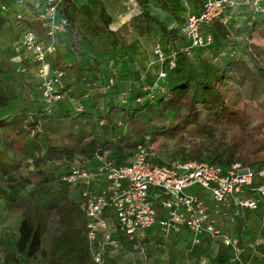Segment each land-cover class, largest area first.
I'll return each instance as SVG.
<instances>
[{"label":"trees","instance_id":"trees-1","mask_svg":"<svg viewBox=\"0 0 264 264\" xmlns=\"http://www.w3.org/2000/svg\"><path fill=\"white\" fill-rule=\"evenodd\" d=\"M137 1L143 10L139 23L143 22L148 30L152 22L157 24L164 39H158L157 34L155 41L161 40L168 50H177L176 66H165V78L159 79L160 65L151 64L152 53L147 68L139 71L138 82L131 84L130 92L122 91L117 79L121 70L116 68L115 76L108 79L103 60L89 54L87 42L75 39L81 30L76 29L75 17L68 16V5H73L74 0H64L61 9L72 24L60 39L63 42L70 38L64 51L58 45L50 61L63 72L66 95L49 109L41 98L39 84H30L22 77L26 106L0 118V196L6 185L32 186L26 194L7 200L9 211L19 221L17 238L6 250L2 264H95L88 248L82 200H76L73 193L78 191L80 195L81 190L65 182L62 176L83 159L91 161L90 167H96L98 151H108L115 165H125L132 161L140 144L151 146L162 137H204L209 145L195 140L188 148L180 146L176 151L179 158L174 162H164L157 156H153L152 162L171 166L177 161L198 160L225 168L236 163L250 167L264 164V141L253 137L255 128L264 130V121L255 128L250 126L252 116L242 108L252 102L264 113V45L250 40L254 33L264 39V12L253 14L250 7H245L232 14L228 25L216 20L207 28L215 44L196 48L189 55L180 48L185 40L179 30L169 29L151 14L150 0ZM193 1L191 12L200 11L203 0ZM155 3L168 9L166 0ZM99 9L95 18L99 17L101 22L87 27L95 39L114 32L110 29L112 17L101 2ZM26 25L24 33L33 30L47 41L42 20L34 18ZM226 37L230 38L227 46L217 47L216 43L221 45ZM3 72L0 64V107L18 97L10 84L3 82ZM147 86L155 87L145 89ZM89 90L91 94L86 96ZM34 91L39 96L34 97ZM123 94L127 96L125 103L121 102ZM74 101L81 104V109ZM27 106L32 108L26 110ZM32 148L46 160H62V171L21 174L23 157ZM153 228L156 235L167 237L159 228L152 227L144 248ZM207 238L219 242L220 253L229 251L216 238L206 237L200 244ZM126 248L132 250L128 245Z\"/></svg>","mask_w":264,"mask_h":264},{"label":"built area","instance_id":"built-area-1","mask_svg":"<svg viewBox=\"0 0 264 264\" xmlns=\"http://www.w3.org/2000/svg\"><path fill=\"white\" fill-rule=\"evenodd\" d=\"M63 2L38 0L35 4V18L42 20L47 41L35 31L26 30L16 44L23 56L35 64L41 98L49 109L66 95L63 72L50 61L58 50L60 36L72 24L62 12ZM245 7H250L253 14L264 12V0H203L201 10L191 12L181 28L185 40L181 50L191 55L196 48L212 45L214 36L208 26L216 20L228 25L232 14ZM1 9L7 10V6L2 5ZM16 17L21 19L22 15ZM152 53L151 64L160 65L159 79H163L167 76L165 66H176L177 50H167L161 40H156ZM113 82L111 78L109 83ZM90 94L89 90L86 96ZM121 102H127L126 95H122ZM77 106L81 109L79 102ZM153 156L151 146L140 144L129 164L115 165L108 151H98L96 167H90L91 161L83 159L63 174L65 182L81 190L88 248L95 264H110L112 260L116 264L126 245L143 251L152 227L159 228L165 236L187 229L195 243L206 237L217 238L233 255H238L242 250L240 239L223 230L221 218L228 213L230 199L250 210H258L264 204V164L250 167L236 163L225 168L188 160L168 166L154 164ZM195 185L208 190L211 199ZM245 192L250 196L242 197Z\"/></svg>","mask_w":264,"mask_h":264},{"label":"crops","instance_id":"crops-1","mask_svg":"<svg viewBox=\"0 0 264 264\" xmlns=\"http://www.w3.org/2000/svg\"><path fill=\"white\" fill-rule=\"evenodd\" d=\"M37 1L38 0H25L23 3H20L18 0H0V64L4 69L2 75L4 77L3 82L5 84L9 83L10 89L17 93L18 91H22V77H25V80L30 84H38L35 75V64L25 58L16 47V44L23 38L24 29L28 27L26 25L27 21L34 19L36 16L35 13L37 8L35 4ZM100 2L104 6L106 12L112 17L110 29L114 31H128L126 28L128 26V28H130V23L132 24L133 21H139L142 19L143 10L137 0H100ZM100 2L97 3L99 6ZM131 2L133 4H131ZM2 5H6L7 10H2ZM70 8L68 7V12ZM157 8L158 7H155L154 9ZM161 10L162 11L158 13L151 9L150 12L163 21L169 29H178L181 33V28L191 12H185L184 15H179V17H182L180 19L181 22L170 23L169 17L172 16L167 13L165 15V11L163 9ZM74 12H76L75 9L71 13ZM88 12V8H84L83 12L79 10L77 19H80L85 15L93 16L94 12L90 13V15ZM125 13L126 15H124ZM17 14H21L23 17L19 20L16 17ZM76 25H79V23L76 22ZM138 27H140L141 30L144 28V23H139ZM157 29H159V26H157ZM158 34L160 36L159 38H163L162 31H159ZM140 45H142L141 41L139 43V41L135 40L131 43V49L133 51L135 49L136 51H139L138 53H141L139 48ZM151 58L152 57H150V60ZM119 69L121 70V68ZM126 83L127 82L122 80L119 82V86L122 91L130 92L129 86H127ZM124 87H128V89L125 90ZM5 88L8 89L6 86ZM35 93L39 96V92L37 93V91H35ZM77 102L78 101H75L76 104ZM245 196H250V194L245 192L242 197ZM259 210H264V204H261ZM253 211L256 210L242 207L237 201L230 199L228 213L221 218V227L223 230L240 239L242 250L238 255H233L230 249L227 253H220L219 242L215 239L207 238L201 244L195 243L193 234L187 229L171 236L161 237L155 234L153 228V232L149 235L146 247L143 251L128 250V248H126L125 252L117 257L116 263L264 264V236L251 241L249 240V235H245L246 229L248 230L251 225H258L257 222L254 223L253 221V215L255 214ZM244 244L246 245L244 246Z\"/></svg>","mask_w":264,"mask_h":264},{"label":"rangeland","instance_id":"rangeland-1","mask_svg":"<svg viewBox=\"0 0 264 264\" xmlns=\"http://www.w3.org/2000/svg\"><path fill=\"white\" fill-rule=\"evenodd\" d=\"M155 2L156 0H150L148 4L149 9L150 10L153 9L158 13L162 11L161 9H163L165 11V15L167 13L172 16L169 17L171 20V21L169 20L170 23L181 22L180 19L182 17H179V15H184L185 12L190 13L194 9L193 0H166L168 9L162 7L161 5H157ZM131 4L133 3L131 2ZM68 7L69 8L71 7L68 12V16L69 17L75 16V22L79 23V25H76V29L79 28V30H81L79 34H75L76 36L75 39L84 40L85 43L87 42L89 54L95 57H99L103 60L102 62L103 69L108 79L111 76H115L114 70L116 68H121V74L117 76V79H119V81L123 80L127 82L126 84L127 86H129L130 89L131 84L138 82L139 71H141L140 69L147 68V66L145 65H147L150 61V57L152 56L151 54H152L153 43L157 37L158 32L160 31V28L157 29L158 25L152 22L151 29L146 30L147 26H144V28H142L141 31L140 27H138L139 21L135 20L132 22V24L130 23V28H128L129 26L126 28L128 29V31L123 32V30H121L119 32L118 30L117 31L118 33L116 34L115 31L111 29L114 32H106L101 37L95 39L91 36L87 27L90 24L101 22L99 17L95 18L94 15L95 9H96V13H99L100 6L93 0H74L73 5H68ZM155 7L158 8L154 9ZM84 8H88L89 15L90 13L94 12L91 20H88L86 18L87 16L85 15V13H84L85 15L84 17L77 19L79 15V10L83 12ZM74 9L76 12L71 13ZM124 15H126V13ZM68 39L64 40L63 42H62V38L60 39V48L62 51H64L67 48V44L69 42ZM119 39H120V43H116ZM135 40L139 41V43L141 41L142 43V45H140L139 47L141 53H138L139 51H136L135 49L134 51L131 49L132 48L131 43H133ZM250 40L254 44L264 45V39L258 36V34L256 33L251 35ZM229 41L230 38L226 37L220 43L221 45H218L217 42L216 46L217 47L227 46ZM244 44L245 42H243V45ZM152 65H156V64H152ZM73 79L74 76H72V80ZM126 89H128V87H126L125 90ZM29 93L31 92L29 91ZM32 93L34 97H37L35 91ZM24 95H25L24 92L18 91V97L16 99L11 101L7 106L0 107V118L10 115L13 112L25 107L27 101ZM73 98L75 97L73 96ZM31 108L32 107L27 106L26 110H30ZM242 108L252 116L250 126H253L255 128L257 124L264 121V113L261 109L257 107L255 103L252 102L247 103L245 104V106H242ZM253 137L264 141V130L255 128L253 132ZM195 140L201 142L203 146L209 145L208 140L205 139L204 137L195 139L191 136H187L182 139H169L166 137H162L157 139L155 142H153L150 145L154 152V156L161 158V160H163L164 162L171 163L179 158L176 154V151L180 146H184L185 148H188L189 145ZM23 159H24L23 165L20 171L21 174L24 175L25 174L31 175L39 171H44L47 173H59L62 171V160H55V161L46 160L45 158H43V155L40 151H36L33 148L32 150H29V153H26L24 155ZM31 188L32 186L23 187L21 184H15L14 186L6 185L5 192L0 196V264L3 263L6 250L9 249L13 245V243H15V240L17 238V224L19 221L18 217L15 216V214H13L11 211H9L7 200L8 198L14 197L18 194H26L28 189ZM195 189L203 190L204 193L207 195V197L211 199V194L209 193L208 190L203 189L200 185H195ZM77 192L78 191H74L73 193L76 200H79L80 195L79 192L78 193ZM253 212L255 213L253 215L254 216L253 221L254 223L257 222L258 225H251L248 230L246 229L245 232V235H249V240L251 241H253L258 237L264 236V210L258 209ZM245 245L246 244H244V246Z\"/></svg>","mask_w":264,"mask_h":264},{"label":"bare ground","instance_id":"bare-ground-1","mask_svg":"<svg viewBox=\"0 0 264 264\" xmlns=\"http://www.w3.org/2000/svg\"><path fill=\"white\" fill-rule=\"evenodd\" d=\"M128 19H129V18H128ZM116 27H117V26H116ZM116 29H117V28H116ZM116 29H115V30H116Z\"/></svg>","mask_w":264,"mask_h":264}]
</instances>
